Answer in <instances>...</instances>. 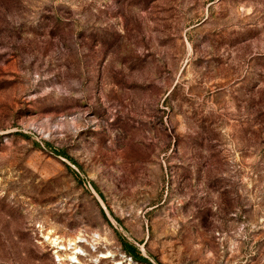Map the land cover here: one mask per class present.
<instances>
[{
  "label": "rangeland",
  "instance_id": "374dc122",
  "mask_svg": "<svg viewBox=\"0 0 264 264\" xmlns=\"http://www.w3.org/2000/svg\"><path fill=\"white\" fill-rule=\"evenodd\" d=\"M264 264V0H0V264Z\"/></svg>",
  "mask_w": 264,
  "mask_h": 264
},
{
  "label": "trees",
  "instance_id": "16d2710c",
  "mask_svg": "<svg viewBox=\"0 0 264 264\" xmlns=\"http://www.w3.org/2000/svg\"><path fill=\"white\" fill-rule=\"evenodd\" d=\"M124 250L125 252H127L129 254L130 257H132L133 259H135L136 261L139 262H143L146 264H152L149 261H147L142 255L141 253L137 250L136 247L130 245V244H124Z\"/></svg>",
  "mask_w": 264,
  "mask_h": 264
}]
</instances>
